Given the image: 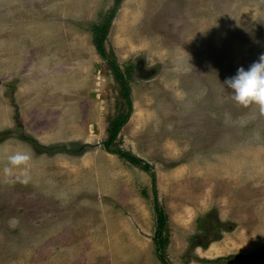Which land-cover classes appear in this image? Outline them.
Returning <instances> with one entry per match:
<instances>
[{
    "label": "rangeland",
    "instance_id": "1",
    "mask_svg": "<svg viewBox=\"0 0 264 264\" xmlns=\"http://www.w3.org/2000/svg\"><path fill=\"white\" fill-rule=\"evenodd\" d=\"M112 6L0 0V264H264L228 257L264 251V112L221 84L264 54V0H122L103 41L131 100L110 148L153 167L165 262L149 172L103 145Z\"/></svg>",
    "mask_w": 264,
    "mask_h": 264
},
{
    "label": "trees",
    "instance_id": "2",
    "mask_svg": "<svg viewBox=\"0 0 264 264\" xmlns=\"http://www.w3.org/2000/svg\"><path fill=\"white\" fill-rule=\"evenodd\" d=\"M121 1L122 0H113V6L110 8L106 16L103 18V20L100 23L95 24L92 28V39H93L95 49L107 61L111 69L112 75L119 85L120 95L126 102V112L121 114L117 119L111 122L109 126V130H108V136L103 141V145L106 150L117 153L119 156L125 158L130 163L138 165L143 170L149 172L151 189H152V194H153V209L155 213V222H156V228L154 231V241L156 244L158 257L161 259L162 262H165L162 252L164 250V247L167 241V237L163 236V233H164L163 231H164L165 224H166V214L164 212V209L159 204V200L157 196V188H156V178H155L153 167L148 162H146L144 159L140 158L139 156L131 152L124 151L122 149L112 150L110 148L111 143L116 139V136L118 134V131L121 125L127 120L130 110H131L130 90L126 82V78L123 72L120 70L119 66L117 65L115 59L109 58L107 56V53L105 52V48L103 45V41L106 38L111 21ZM82 150H83V147L81 148L80 151ZM228 257L229 259L236 258V257L237 258H247V257L260 258V257H264V251L254 252V253L247 254V255H243V254L230 255Z\"/></svg>",
    "mask_w": 264,
    "mask_h": 264
},
{
    "label": "clouds",
    "instance_id": "3",
    "mask_svg": "<svg viewBox=\"0 0 264 264\" xmlns=\"http://www.w3.org/2000/svg\"><path fill=\"white\" fill-rule=\"evenodd\" d=\"M221 84L231 90L232 99L237 104L242 106L254 104L264 112V54H261L259 59L252 62L247 69L238 68L233 76L226 77ZM9 159L13 164H20L28 157L18 154Z\"/></svg>",
    "mask_w": 264,
    "mask_h": 264
},
{
    "label": "crops",
    "instance_id": "4",
    "mask_svg": "<svg viewBox=\"0 0 264 264\" xmlns=\"http://www.w3.org/2000/svg\"><path fill=\"white\" fill-rule=\"evenodd\" d=\"M261 258V257H260ZM260 258L259 259H257V260H259L260 261ZM261 260H264V259H261Z\"/></svg>",
    "mask_w": 264,
    "mask_h": 264
}]
</instances>
